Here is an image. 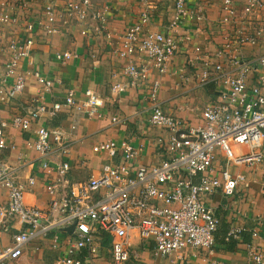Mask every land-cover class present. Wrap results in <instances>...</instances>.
I'll list each match as a JSON object with an SVG mask.
<instances>
[{
  "label": "built area",
  "instance_id": "obj_1",
  "mask_svg": "<svg viewBox=\"0 0 264 264\" xmlns=\"http://www.w3.org/2000/svg\"><path fill=\"white\" fill-rule=\"evenodd\" d=\"M137 2L143 5L137 18L116 36L119 74L126 80L112 82L110 91L144 86L143 99L150 102L149 122L167 131V136L157 142L166 156L154 164L137 165L132 162L136 149L131 143L124 139L119 144L115 140L102 141L93 150L111 157L120 154L123 162H105L99 174L84 181L50 180L44 185L49 195L45 209L24 202V194L35 178L23 180L0 161V185L7 189V200L0 203V239L11 220L20 224L7 243H0V264L16 261L29 242L46 237L48 232L53 234V247L60 243L57 232L67 234L57 264H90L104 235L110 237L109 264H128L129 232L135 227L140 237L152 242L157 255L173 253L176 259H182L183 250L203 249L206 264H238L214 257L219 218L205 197L216 190L226 197L233 196L244 175H232L231 164L251 166L264 161V53L240 55L247 46L264 43V19L258 24L251 21L254 12L264 9V0H221L219 23L228 25V30L212 53L191 42L205 16L188 0H172L170 17L162 30L147 28L154 12L149 0ZM112 10L111 0H44L42 16L25 21L27 35L0 44V52H8L0 71V104L17 98L24 89L26 75L18 68L30 53L34 30L54 34L60 30L57 21L67 15L80 24L82 34L92 27L95 34H103L110 41L111 33L104 29L107 13ZM19 19L17 14L0 9V24ZM186 25L190 26L184 33L177 32ZM180 44L189 45L193 54L186 57L178 71L184 72L189 66L199 85L212 82L218 89V99L204 105L202 122L196 126L187 125L161 108L157 100L160 79L152 77L154 71L159 75L166 71ZM74 55L66 50L54 53V58L67 60ZM34 75L41 84L40 92L51 90L52 79L37 72ZM41 97L9 121L0 118V148L15 147L14 142L6 140L4 128L8 124L27 131L34 122L53 117L62 107H75L90 117L99 114L103 104L91 89L85 90L84 100H77L72 89L62 101L47 104ZM112 120L118 119L113 116ZM35 135L27 145L40 153L41 167L65 174L70 166L64 159L70 152L68 131L38 124ZM232 142L244 145L246 151L235 155ZM218 150L224 155V165L219 169L215 165ZM260 183L264 194V181ZM255 223L250 230L253 236L264 230V218H257ZM69 226L71 232L65 230ZM239 233V228H233L225 239H237ZM243 264H264V254L250 246Z\"/></svg>",
  "mask_w": 264,
  "mask_h": 264
},
{
  "label": "crops",
  "instance_id": "obj_2",
  "mask_svg": "<svg viewBox=\"0 0 264 264\" xmlns=\"http://www.w3.org/2000/svg\"><path fill=\"white\" fill-rule=\"evenodd\" d=\"M44 0H0V9L17 14V22L0 24V44L5 45L10 40L27 35L25 21L42 16ZM113 10L107 13V22L104 29L111 34L109 41L103 34H95L92 27L88 28L86 35L80 31V24L72 16L63 15L57 24L60 30L51 35H44L40 29L32 32L33 42L28 56L21 60L19 70L26 75L23 91L17 98L8 103L0 104V118L8 120L23 108L31 107L35 98L42 95L45 103L62 101L67 90L74 91L77 100L85 99V90L96 92L103 101L99 107V114L88 117L85 113L77 111L75 107H62L53 117H42L34 122L30 129L21 131L11 125L4 128L7 142H14L13 149L0 148V161L10 166L14 173L25 180L29 176L35 178V183L29 185L24 202L45 209L49 195L44 185L50 180L66 179L69 183L84 181L90 176L99 174L105 162L121 163L120 154L111 157L104 152H95L93 146L105 141L115 140L118 144L124 139L136 149L133 164H154L163 159L166 154L158 146V138H165L167 131L149 122L150 102L143 99L145 91L141 85L128 88L122 92L110 91V84L118 79L126 80L119 74L121 61L117 57L118 34H122L126 26L137 18L143 5L137 0H111ZM153 5V16L147 28L162 30L171 13L172 0H149ZM188 4L200 9L205 21L196 30L193 43L202 45L209 53L219 46L228 30V25L219 23L221 0H188ZM97 5V4H96ZM239 9V4H237ZM61 10V4L58 5ZM264 19V9L254 12L252 22L258 24ZM190 26V25H188ZM187 25L177 30L184 33L189 29ZM103 32V33H104ZM189 46V45H187ZM180 44L176 53L169 61L166 71L159 75L153 72L152 77H159L158 102L161 108L178 118L187 125L196 126L202 122L201 110L205 104L218 99V89L214 83L199 85L193 68L186 67L184 72L178 68L184 65L188 55L193 54L190 47ZM75 52L74 57L67 60L54 58V53L62 51ZM264 53V43L247 46L241 50L242 57ZM8 55L7 50L0 52V71H3V61ZM34 72L53 80V87L49 91H41V84L37 81ZM119 75V76H118ZM253 81H249L251 85ZM115 116L118 120H112ZM38 124L48 127H60L68 131L70 152L66 159L70 166L65 174L57 171H47L40 165L41 155L33 147L27 145L28 139L32 141L35 128ZM74 125L75 128L71 129ZM246 148V147H245ZM264 150V148H262ZM215 165L219 169L224 165V155L218 150ZM229 170L232 175H244V180L238 182L233 196L226 197L221 191L205 197L206 202L213 208L219 218L215 230L214 257L228 262L243 264L250 246H256L264 254V230H258L256 236L251 235L257 218H264V194L260 185L264 181V161L251 166L231 164ZM7 200V189L0 185V203ZM10 224L13 225L10 227ZM16 219L10 221L7 230L1 233L0 243H7L11 233L19 228ZM233 228H239L237 239H225ZM137 228H133L129 235L130 259L128 264H206L207 253L203 249L183 250L182 259H176L173 253L157 255L153 244L139 236ZM60 243L54 247L58 249L57 258L61 254L67 234L57 232ZM52 233L48 232L44 238H37L28 245H34L43 240L52 244ZM105 237V235L103 236ZM102 237V238H103ZM102 240V239H101ZM53 245V244H52ZM101 247L90 259L92 264H109L110 255ZM24 248V250H25ZM24 253V251H23ZM85 250L83 257L85 256ZM56 258V260H57ZM17 260L9 264H16ZM90 263V264H91Z\"/></svg>",
  "mask_w": 264,
  "mask_h": 264
},
{
  "label": "rangeland",
  "instance_id": "obj_3",
  "mask_svg": "<svg viewBox=\"0 0 264 264\" xmlns=\"http://www.w3.org/2000/svg\"><path fill=\"white\" fill-rule=\"evenodd\" d=\"M230 146L235 155L246 151L242 144L232 142ZM106 251H108L107 255H110L108 247H106ZM57 254L58 249L54 248L49 240H43L34 245H28L24 253L17 259L16 264H57Z\"/></svg>",
  "mask_w": 264,
  "mask_h": 264
},
{
  "label": "trees",
  "instance_id": "obj_4",
  "mask_svg": "<svg viewBox=\"0 0 264 264\" xmlns=\"http://www.w3.org/2000/svg\"><path fill=\"white\" fill-rule=\"evenodd\" d=\"M101 242L104 245H109V243H110V237L108 235H105V237L102 238Z\"/></svg>",
  "mask_w": 264,
  "mask_h": 264
},
{
  "label": "water",
  "instance_id": "obj_5",
  "mask_svg": "<svg viewBox=\"0 0 264 264\" xmlns=\"http://www.w3.org/2000/svg\"><path fill=\"white\" fill-rule=\"evenodd\" d=\"M67 232H71L72 231V226H69L65 229Z\"/></svg>",
  "mask_w": 264,
  "mask_h": 264
}]
</instances>
